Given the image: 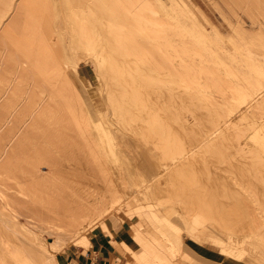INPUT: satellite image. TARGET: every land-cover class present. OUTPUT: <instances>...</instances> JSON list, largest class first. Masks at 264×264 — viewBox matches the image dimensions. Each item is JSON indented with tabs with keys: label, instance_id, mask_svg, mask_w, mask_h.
Instances as JSON below:
<instances>
[{
	"label": "bare ground",
	"instance_id": "1",
	"mask_svg": "<svg viewBox=\"0 0 264 264\" xmlns=\"http://www.w3.org/2000/svg\"><path fill=\"white\" fill-rule=\"evenodd\" d=\"M212 1L216 7H219L218 0ZM219 1L229 8L237 20V22L231 23V31L233 33L227 40L229 48L223 44L220 45L221 40L215 30L207 32L206 29L202 28L193 12L182 1L169 0V4H166L163 0H123V6L129 13L136 8L141 13L147 11V13L158 15V17L160 14L164 15V20L168 25L169 22L174 21L180 28V33L189 34L192 42L196 45L191 53L200 57L206 55L208 57L207 61L187 58V52L180 50L176 44H173L174 42L167 41L166 51L168 52L170 49L173 52H171L172 54L166 52V54L171 55V58H167L168 61L166 62L169 64L165 68H161L157 66L156 59L149 60L143 49L132 44L131 39H129L132 36L124 35L125 27L123 28V26L113 21H106L108 26L104 21H101L100 27L80 25L77 29L75 28L79 42L76 44L68 42L67 44L73 54V58L68 64V67H70L68 74L70 73L72 77L77 78L78 64L90 61L94 68L97 69L100 80L102 79L103 81V84L99 86L101 104H95V99L92 97L88 99L81 89L80 92H77L74 84L67 76V70L57 62L60 61L63 64L64 60L68 58L65 55L64 48H60L63 51H58V59L48 49H41L43 51L39 52L45 58L53 56L52 67H49L51 64L48 65V60L41 61L42 63L38 62V57L36 58V55L33 54L35 55L34 58H36L34 69L39 75L44 76L45 83H41L48 84L50 86H46V88H49L48 90L41 88L40 81L28 83L26 87L25 85L23 86L25 79L22 81L20 78L23 83L18 81L19 65L22 64L20 62H17V64L15 62V66L13 65V69L11 68L9 71V76L5 75L7 78L0 80L3 81L2 86H0V106L2 105L1 107L4 108L3 112L0 109V131L3 129L6 132L8 131L10 139L17 141L14 138L27 137L31 129L34 128L36 117L47 109L51 102H56L55 98L57 96L59 98L62 96L61 98L64 99L63 102L65 108H67L66 112L73 117L75 124L72 136H70L71 133H68V136L73 138L74 135H77L75 137L79 138L77 140L74 137L73 139L76 141L73 145L71 144L74 147L72 149L74 151L70 150L71 155L74 154V156L72 155L73 157L71 156V159H75L74 162L66 158V166H62L63 164L61 165V163L50 161L53 158L51 157L52 153L51 155L49 153L47 160L44 158L46 155H43L36 162H33L35 164L32 163L30 169L26 171L25 174L28 175V179H25L26 175L23 178V182L20 178H14L18 187H0V222L6 231V236L0 239V264H58L55 259V252H62L71 245L80 246L87 243L83 238L81 239L86 222L90 219L98 220L108 217L113 212L118 213L121 209L127 208H133L131 212L126 213L127 217L135 215L138 218V222L131 225L130 234L132 239L135 243L142 242L155 256L145 250H140L136 256L130 246L121 243L124 248L123 255H125L127 260L126 264H134V262L135 264H188V262L186 263L180 258V255L183 251L190 254L194 252L181 239L179 236L180 228L175 224V221L183 222L186 219H194L199 225L206 224V221L210 222L209 217L211 219L217 218L213 221L214 223H217L219 219L218 225L224 227L229 240L226 242L211 239L220 245L223 252L240 256L241 253L237 250V244L245 238H251L255 245L264 250V241L257 229L262 222L259 219L261 217L264 219V209H261L262 206H258V201L260 200H257L259 198L256 197L258 196L256 193V196H254L256 199H251L254 195L252 192L250 199H248L249 196L247 198L246 196L241 197L235 207L221 212H215L216 210H214V207L219 210L220 205H214V202L212 206L208 204L211 208L213 207L212 210L214 212H212L208 205L205 206V203L211 201V197H207L210 195L203 192L205 194L204 197L206 196L204 199L202 195L203 199L206 201V198H209V201L204 202V204L202 202L203 205L200 204L201 201L200 203L196 201L199 203L197 207L195 206L198 211L196 212L194 208V212V210L187 209L189 205L191 207L193 199L191 202L187 201L189 204L183 203L185 200L182 199H188L189 196L187 197V194H185L186 198L182 194L183 198L181 199L179 192H177V184L176 187L171 186L180 177L182 179V176H186L188 170L193 166L195 168L193 167L192 169H199L202 165L200 163L201 160H205L206 156L214 155V153L211 154L210 152L215 147L218 148L216 150H219V152L223 149L222 154L233 151H231L233 154L227 153L230 156L232 155L231 159L228 156V158H224L227 162L229 160L231 166H237L236 164H239V161L245 155L243 153L250 151L253 144L259 145L258 156L260 159L262 158L261 155L264 156V5L261 7L263 1ZM31 2L32 0H6L4 2L5 6L4 4L3 6L5 8L3 7L0 12V29L3 26L0 33L5 43L10 36L6 33L9 25L7 23L2 25L4 20L11 11L16 13V16L14 14L15 17L12 18L18 20L17 16L20 11L23 14L27 10L31 11L33 9ZM85 5L89 6L88 3H85ZM235 7L239 8L243 13L245 12V14L248 13L250 17L249 27H245L242 24L240 21L241 17ZM30 11L27 14L36 16L35 13ZM137 14L135 13V15ZM139 17L142 16L140 15ZM142 19L152 26L149 31L144 27H138L142 36L150 38L152 42H162L164 37L163 29L166 24L160 18L143 17ZM16 20H13L14 25L17 23ZM27 23L29 22L26 20L24 24ZM34 23L32 21V25ZM21 24L23 23L21 22ZM51 25V28L43 32L39 31L38 35L34 32L32 33V31L29 32L30 34L32 33V39L35 37L39 41L42 40L35 47H43L45 45L43 42L50 38L52 31H56L53 24ZM169 26L171 27V25ZM64 27L65 32L68 29L66 26ZM111 31L113 33L115 31L116 34ZM65 33L68 34L69 32ZM33 34L36 36H33ZM66 34L64 36L68 38L69 35ZM16 35L18 37V34ZM28 35L27 33L25 36ZM61 37L58 34L56 40L61 39ZM32 39L28 38L22 41H19V38L16 39L20 42L19 46L22 45L21 47H24L19 49L17 46V51L25 50V46L31 47L34 43ZM69 39L71 40V38ZM12 41L14 42V40H11V44ZM35 47L33 46L34 49ZM27 49L21 52L28 59L30 51L27 52ZM11 53H9V56ZM23 55L24 60H22L27 61ZM37 56L39 55L37 54ZM17 59L19 61V58ZM22 60L20 61L22 62ZM29 62L33 63L32 61ZM0 69H3L2 63H0ZM32 71H34L33 68ZM27 73L25 74L28 75ZM33 75L37 77L38 74ZM109 75H111L110 78ZM30 79L33 80L34 77ZM29 81L26 78L25 83ZM18 83H22V88L25 87L22 91H19L18 85L20 84ZM51 87L52 89H50ZM55 87L60 88V93L58 92L59 90L57 92L53 90ZM177 87H180L182 91L179 100L184 108L183 119L193 132L192 135L190 134L184 140L168 133L164 125V113L166 105L169 103V98L171 96L178 98L180 94L177 92ZM8 133L7 135L9 136ZM4 136L2 137L5 139ZM219 138L223 140V142L222 140L218 141V143H222L221 145H217L216 142ZM7 140L9 139L7 138ZM69 140L68 145L72 142V140ZM62 141H64V138ZM213 142L214 144L216 142V145H213ZM229 142L238 146L236 147L237 149L230 145L232 149L228 147L227 143ZM58 143H54V145L59 146L58 148L61 147L60 149H62V146L65 148L67 144L66 141L63 142L64 145H60V143L58 145ZM232 143L231 145H233ZM54 145H51L50 148L53 149ZM224 146L228 147L229 151L228 149L226 151ZM233 149L238 152L234 153ZM5 150H7L6 147ZM13 150H15V147ZM240 150L244 152L240 153ZM16 151H18L17 148ZM21 151L23 152V150H20L19 153H22ZM3 152L4 148H0V153ZM7 152H11V150H7ZM44 152L45 150L38 153L43 154ZM56 152L61 154L62 152L65 153L66 150L60 151L58 149ZM19 153L17 155L15 153L14 160L16 156V159H18ZM10 154L11 156L9 157L13 158L14 154ZM234 154L241 155L237 159V155L234 156ZM217 155L218 153L215 155V158L217 157L216 160H219L217 162H223V160L220 161L223 158L221 156L219 158V155ZM258 156L255 158H258ZM1 158L0 161H4L5 164H1V162L0 168H5L6 171H2L6 176L7 173H11L9 168L6 169V166L11 165L12 161L8 163V160H5L6 157L2 160ZM213 158L211 159L213 160ZM15 164L14 162V166L11 165L14 171L13 176L18 168ZM252 166L255 167L254 165ZM258 166L261 165L259 164ZM65 167H67L65 171L69 175L68 179L71 180L68 181V184L69 182L82 180L88 183L89 186H59V191H55L54 188L45 192L41 190L39 195L28 190V182L32 180H40L41 182L47 177V179L52 178L54 172L57 171V174H59L61 169ZM255 168L260 167L256 166ZM236 169L234 168V170ZM199 171L197 174L200 176L202 175L201 169ZM189 172L192 173L191 170ZM1 173L0 170V175ZM237 173H239V170L236 171ZM49 174H52L51 177ZM230 174H234L231 169ZM260 174L262 177L258 179L259 181L256 180L255 184L258 183L262 186L264 185V174L259 171L256 172V176ZM239 175L241 176V174ZM238 180L235 183L239 187H254L252 182H246V178H239ZM53 182L56 183L54 184L55 186L58 183L57 180ZM31 184H33V181ZM63 185H66L65 182ZM183 187L186 188L185 186ZM55 188L58 189V187ZM189 192L193 194L192 190ZM57 194L60 197L59 200H57ZM193 198H195V194ZM180 200L183 201L182 206L186 204L187 210L181 207ZM256 200L258 203H256ZM59 201L61 203L64 202L66 206L64 212L57 210L59 204H57L58 207L54 205L57 202L59 203ZM171 202L176 203L174 204L175 208L171 209L169 207ZM190 207L188 208L190 209ZM21 217L23 221L20 220ZM229 222H233V224ZM153 223L155 224L154 227L152 226ZM147 231L151 232L154 238L147 236ZM42 232H47L54 236L53 240L50 241V249L43 242ZM197 261L195 260L194 262ZM194 262L189 264H195ZM199 263L208 264L200 260Z\"/></svg>",
	"mask_w": 264,
	"mask_h": 264
},
{
	"label": "rangeland",
	"instance_id": "2",
	"mask_svg": "<svg viewBox=\"0 0 264 264\" xmlns=\"http://www.w3.org/2000/svg\"><path fill=\"white\" fill-rule=\"evenodd\" d=\"M5 1L6 0H0V12L3 9V7L5 6V3H4ZM124 1H126V0H124ZM163 1L166 2V4H169V0H163ZM177 1H182V2L186 3L187 6L190 8V10L195 15L196 19L198 20V22L202 26V28L206 29L207 32L215 30L217 35L220 37V40H221L220 45L223 44V45H225L226 47L229 48V44H228L227 40L230 38V35H232V33H233V31H231L232 30L231 23H235V22H237V20H236V16H234L230 12L229 8H227V6H225L224 3H222L221 1L218 0V3H219L218 6L219 7H216L213 4L212 0H177ZM262 1H263V3L261 4V7H262V5H264V0H262ZM31 3L33 4L32 5L33 9L31 11L30 10L29 11L32 12V13H35L36 16H34L33 14H32L33 16L30 15V14H27V13H29L28 10H27V12H25L23 14L20 11V13L18 12L19 15L17 16L18 20H16V19L12 18V17L16 16V13L14 11H11L9 16L6 17V19L4 20V23L2 24V25H5L7 23L9 25V26H7L8 30L7 29H5V30H7L6 33H8V35L11 38L9 37V39H7L8 41L5 43L4 40H3V36L0 33V63H2V68H3L2 70L0 69V80H3L2 78H7L9 76V71L11 70V68L13 69V67L15 66L14 65L15 62H16V64H17V62H20L22 64L19 65L20 71L18 72V76H19V79L21 78L22 81H23V79H25V81H24V83L21 81V79L20 80L18 79V81L19 82L21 81L23 83V86L25 85V87H26V85L28 83H30V84H31V82L35 83L36 81L37 82L40 81V83L41 82L45 83V80L43 79L44 76L42 77L41 74L39 75V73L37 71H35V69H34V63H35L34 61H35V59L38 57L37 59H39L38 62H40V63H42L41 61H47L48 60V62H49L48 65L51 64V66H49V67H52L53 66L52 65L53 64V60H52L53 58L52 57L54 56L56 59H58L59 58L58 54H57L58 51H63V49L60 50V48H64L65 55H66V57H68L67 59H65L66 62L64 60L65 63L63 62V64H64L63 65L60 61H57V60L56 61L59 62V64L61 66H63L67 70V76L70 78L71 82L74 84L75 89L77 90V92L78 91L80 92V89H81L83 94L88 99L90 97H92V98L95 99V104H101V102L99 100V95H100L99 94L100 93L99 86L101 84H103V81H102V79L100 80V78L98 76L97 69L94 68L93 64L90 61H88V63H79L78 64V66H77L78 77L77 78L72 77V75L70 73L68 74V72L70 71V67H68V64L72 60L73 54H72L71 50H69V47L67 46L68 42L69 43L70 42L71 43L74 42L75 44L77 42H79L78 37H76V29L78 27H80V25H88V26L93 25V26L100 27V22L101 21H104L106 25H107L106 21L107 22L108 21H113L114 23H117L120 26H123V28L125 27L124 31H123L124 35L125 36L128 35V37L132 36V37H129V39H131V41H132V44L134 46H138L141 49H143V51L146 52V54H147L146 56H147V58L149 60H155L156 59L155 62H157V66H159L161 68H165L167 66V64H169L168 62H166V61H168L167 58H171V55L166 54V52H167L166 51V49H167L166 42L167 41H169L171 43L174 42L173 44H176L177 47L180 50L187 52L188 53V55H186L187 58H193V59L199 60V61L200 60L207 61L206 59H208V57H206V55H203V56L200 57L198 55H194V54L191 53V52L194 51L196 45L192 42V39L190 38L189 34H187V33L181 34L180 33V28L174 23V21L169 22V25H171V27H170L168 24H166V22L164 20V15L160 14L159 17H158V15H154V14L152 15L150 13H147V11H143L141 13L140 10H136V8L132 11L133 13L132 12L129 13L128 11H126L125 7L123 6V0H32ZM85 3H88L89 6H86ZM3 4H4V6H3ZM137 9H138V7H137ZM135 10H136V12H135ZM236 11L238 12V14L241 17L240 21L242 22V24L245 27H249L250 17L248 15V13L247 14H245V12L243 13V11H240L239 8H236ZM135 13L136 14L139 13V14L135 15ZM14 14H15V16H14ZM20 14L22 15V17H21ZM140 15L142 17H139ZM24 16H26L25 19L29 23L24 24L26 22V20L24 19ZM83 17H84V19H83ZM143 17H149L151 19L160 18L161 21H163V23L166 24L164 26V29H163L164 37L162 38L163 39L162 42L155 41L157 43L156 44L155 42H152L150 38H147V37L145 38V37L142 36V33H140L141 31H139L138 27H144L148 31L152 27L150 24L145 22L144 19H142ZM36 18L37 19L40 18V19L37 20ZM11 19H12V21L16 20L19 25L17 23H15V25H14V21L12 22ZM35 19H36V22H35ZM51 19H52V21H50ZM30 20H31V22H30ZM32 21H33V23L35 22L34 25H32ZM21 22L23 24H21ZM51 22H53V23H51ZM51 24H53V26H54V28H56L57 32L56 31H52V33L50 35V38L43 42V44H45L43 47L42 46L35 47V46L39 45V42H41L42 40L39 41L35 37L32 39L31 34L34 32L36 35H38L39 31L43 32L46 29L51 28V26H52ZM11 25H12L13 29L11 28ZM28 25H29V27H28ZM25 26H26L27 30H26ZM30 26H31V28H33L32 30H31ZM64 26H66V28L69 30V31L65 30V32H69L68 34H66L64 32V28H65ZM2 27H1V29H2ZM128 27H130V28H128ZM4 28H6V27L4 26ZM37 28H40V29L37 30ZM12 30H13V32H12ZM34 30L38 31V32H35ZM23 31H24V34H23ZM30 31H32L31 34L29 33ZM25 32H27L29 35L25 36L27 34ZM111 32L113 33V31H111ZM13 33L14 34L15 33L18 34V37H17L16 34L14 36ZM19 34H20V36H19ZM35 34H33V36ZM58 34H59V37H61L62 34H63V36L65 34L69 35V37L67 38L66 36H64V38H63V36H62L61 37L62 40L61 39L56 40L57 39L56 37H58ZM113 34H116V32L114 31ZM18 38H19V41H22V40H25V39H28V38L34 40V41H32L34 43L31 45V47H29V46L26 47L25 46L26 44L23 41L24 44H25V45L23 44L25 46V50H26V48H28L27 52L30 51V53H31V54L29 53V56H28L29 58L28 59L21 52L24 49L23 50H19V51H17L18 49H16L17 46H18L19 49L22 46V45L19 46L20 42L16 40ZM69 38H71V40ZM10 39L14 40V42L12 41V44L14 43L13 45L11 44V40ZM20 39H22V40H20ZM58 42H60V43H58ZM34 44H36V45H34ZM33 46L35 47V49L33 48ZM60 46H63V47H60ZM142 46H143V48H142ZM22 48H24V47H21V49ZM41 49H43V50L48 49L49 52H52L53 56H51V58H50V56L48 58H45V56L43 54H39V52L43 51ZM33 51H35V53H33ZM36 51H37V54L40 57L37 56ZM10 52H12L11 53L12 56H11V54L9 56ZM171 52H173V51H171L169 49V51L167 53L172 54ZM17 53H18V55H17ZM33 54H35L36 56L33 55ZM22 55L24 56V58L26 57L27 61H23L24 59H23ZM32 55H33V57H32ZM13 56H14V58H13ZM34 56L36 58H34ZM156 56H158V57H156ZM17 58H19V61H18ZM157 58H158V60H157ZM163 58H165V59H163ZM20 60H22V62ZM29 61H32L33 63H31ZM160 61H163V62H160ZM24 62H28V63H24ZM22 65H23V67L25 69L23 67H21ZM30 67H31V70L33 68V70L35 72L34 71L31 72ZM26 70L28 71V73H27ZM25 73H27L28 75H26ZM33 74H35V75L38 74L39 76L37 75V77H36ZM48 74L51 75V73H49V72H48ZM48 74H46V75H48ZM5 75H7V77H5ZM110 76L111 75H109V78H110ZM155 76H157V75H155ZM33 77H34L33 80L30 79V78H33ZM26 78H27V81L30 80L27 83H25L26 82ZM35 79H38V80H35ZM22 83H18V84H20V85H18L19 88L17 87L19 89V91H22L25 88V87L22 88V85H21ZM43 83H41V86H42L41 88H43L45 90L46 89L48 90L49 89L48 87H50V86L48 84H43ZM2 84H3V81H0V86H2ZM47 85H48V87L46 88ZM20 87H21V89H20ZM50 89H52V87ZM53 90L56 91V92H57V90H59L58 91L59 93L61 91L59 87H57V88L55 87V89H53ZM35 91L38 92V90H36V89H35ZM177 92L180 93L178 98H176L175 96H171L169 98L168 105H166L165 113H164V116H165L164 117L165 118V124L164 125H165V130L168 133H171V135H173L175 137H178V138L180 137L181 139L184 140L185 138H188L190 136V134L192 135L193 132L191 131L190 127L186 124V121L183 119L184 108H183L182 102L179 100L180 97H181L180 95L182 94V91H181L180 87H177ZM61 97L59 98V96H57V98H55L56 102H51V104L49 106H47V109H45L41 113H39V115L35 119L34 128L31 129V132H30L31 134L29 133L30 135L28 134L27 137L23 136V137L14 138V140L16 139L17 141L19 139V141H18L19 145H18V143H16L17 141H13L12 139H10V133H8V131L6 132L5 129H3V130L1 129L2 131H0V133L1 132L2 133L0 134V144H1L0 148H4V152L0 153V158L2 157L1 158V160H2V159H4L6 157L5 160L7 159L8 161L7 160L6 161L8 163H10L12 161L11 165L14 166V162H15L16 163L15 166H17L18 168L15 171V175L14 176H13V172L14 171H13V168L11 167V165L6 166V169L9 168L10 172H11V173H7L6 176L4 175V172L6 171L5 168L4 169L0 168V170L2 172L1 175H0V181H1L0 182V187H3V188L7 187V186L8 187H18L17 184L14 181V178H20L21 181L23 182V178L26 175L27 178L25 177V179H28L29 178L28 175L25 174L26 171L28 169H30L31 164L33 162H36L37 159H39V157L40 158L43 157V155H46V156H44V158L46 159V158H48L49 153H50V155L52 153L53 156L51 155V157H53L55 160L53 158H51V160L50 159L49 160L50 161H55V162H57L59 164L61 163V165L63 164L62 166H66V163H65V162H67L66 158L71 159V156L72 155L74 156V154L71 155L70 150L74 151V150H72V149H74V147L72 145L76 141L75 139H77V138L75 136H77V135H74L75 139H73L74 137L71 138L70 136H72V131L75 129V124H74V121H73V117L70 116V114H68V112H66L67 108H65V105H64V102H63L64 99L61 98ZM1 106H0V109L3 112L4 108H2ZM170 115H171V118H170ZM175 115H176V117H175ZM173 117H175V118H173ZM180 117H182V118H180ZM191 123H193V122H191ZM65 132L67 133V135H66ZM7 133L9 134V136L7 135ZM64 133H65L66 136L64 135ZM68 133H71V135L68 136ZM1 135L2 136L5 135L4 136L5 139ZM7 138L9 140H7ZM63 138H64V141H62ZM1 139H2V142H1ZM3 140L7 141V142H4ZM68 140L69 141L72 140V142H70L69 145H68ZM77 140H79V138ZM221 140L222 139L219 138L216 141L217 145H221L222 144L221 142L218 143V141H221ZM65 141H66L67 144H66L65 148H64V146H62L63 150L60 149L61 147L58 148L59 146L57 147V146L54 145V143H58V142L60 143V145H62V144L64 145L63 142H65ZM216 142H215V144L213 142V145H216ZM222 142H223V140H222ZM59 143H58V145H59ZM229 143H227L228 147H230V146L231 147L234 146L235 148L238 147V146H235L232 142H229ZM231 143L233 145H231ZM2 144L3 145L5 144V146H3ZM51 145L52 146L54 145L53 149L50 148ZM253 145L255 146V148L258 151V152L256 151L257 155H256V152H255L256 149L254 148ZM253 145L251 146L250 151H248L247 153H243L244 151L242 152L241 150H240L241 152L239 151L240 153H243L246 156L242 154L244 157L241 156L242 159L240 157L241 163L239 161V164H236L237 166H231V163L229 162V160H228L229 163L227 162V160H225L227 156L230 157L229 159H231L232 155L230 156L227 153H231L232 150L230 152H227V153L225 152L224 154H222L223 149H221L222 151L219 152V150H216L218 148L215 147L210 152L211 154L214 153V155L213 156L210 155L211 156V157L209 156L210 158L208 156H206V158L204 157L205 160H201V162H200L202 165L203 164L204 165L203 166L201 165V167L197 166V167H199V169H201V174L202 175L199 176L197 174L199 169H196V170L192 169L194 166L190 169L192 171V173L189 172L190 170H188L189 173L186 171L187 172L186 176L189 175L188 176L189 178L186 177V176H184V177L182 176V179L180 177L178 179V181H176L177 183L175 182L174 185H171L172 187L173 186L176 187V184H177V187H176L177 190H178L177 192H179L178 194L181 196L180 197L181 199L183 198L182 194H183L184 197H186L185 194H187V197L189 196L188 199H184V198L182 199V200H185L184 202L180 200L181 201V203H180L181 207L185 208V210L188 209V210H192L193 211L194 208L196 209V207L198 206L197 204H199L200 201H201V203H200L201 205H203L204 202H208L209 201V198H206L207 199L206 201L204 200L205 197H206V196L204 197L205 194L210 195V196H207V197H211V199H210L211 201H209L208 203H205V206L208 205V204L210 206H212L213 202H214V205H216V204L218 206L220 205L219 206L220 208L217 206L219 208V210H217V208L214 207V210H216L215 212H221V211H225L226 209H230V208L235 207L237 202L239 201V199H241V197L246 196V198H247V196H249L248 199H250V197L252 196L251 195L252 192H253L254 195L252 196L251 199H253V198L256 199V197H258L259 199H257V200H260L258 202L259 203L261 202V204L264 203V185L260 186L258 183L255 184L256 180H258L260 177H262L261 174L259 176H256V172L259 171V172L264 174V156L259 154L262 157L260 159V157L258 156L259 145H255V144H253ZM5 147L9 151L11 150V152H7V153L14 154L12 156L13 158L9 157V156H11V154L9 155V154L6 153L7 150H5ZM14 147H15V150H13ZM228 147L224 146V149L226 148V151H227ZM252 147H253V149H252ZM16 148H17L18 151H16ZM20 148H23V149H20ZM19 149L23 150V152L21 151L22 153H19L20 152ZM58 149L60 151H65L66 150V152L65 153L62 152L61 154H59L58 152H56ZM43 150H45V152H46V153L44 152L45 154L44 153L43 154H39L38 153L39 151L41 153V151H43ZM48 150H50L51 152L48 151ZM14 151H16V152H14ZM228 151H229V149H228ZM237 152L238 151L234 150V153H237ZM15 153H16V155L18 153L20 154V155H18L19 156L18 159H20L19 160L20 163H19L18 159H16L17 156L15 157L16 161L14 160ZM210 153H208V154H210ZM217 153L219 155V156L217 155L219 158H221V157L223 158V159H220V161L223 160V162L222 161L219 162V163L217 162V161H219V160H216L217 157L215 158V155ZM231 154H233V153H231ZM236 155L234 154V156H236L237 159H239V155H241V154H239V155L236 154ZM256 156H258V158H255ZM212 157H214L213 160L211 159ZM49 158H50V156H49ZM206 159H209V160H206ZM71 160H73V162L75 161V159H71ZM1 162L2 161H0V163ZM224 162H226V163H224ZM3 163H4V161L1 164H3ZM33 164H35V163H33ZM225 164H227V165H225ZM259 164L261 166H258ZM252 165H254L255 167L256 166L260 167V168H255ZM41 166H42V164H41ZM234 168H237V169L234 170ZM230 169H231V171H233L234 174H230ZM2 170L3 171L5 170V171L3 172ZM65 170H67V167L61 169V172H60L61 175H60V173L57 174V171H56V172L53 173L54 175L49 174L50 177L52 175V178L47 179L48 178L47 177L46 179L42 180L41 182H40V180H36L37 178L35 179L37 182L32 180L33 184H31L32 181L28 182V185H29L28 186V190L33 191L34 194H36V195H39L41 193V190H43V192H45V191H48V190H51V189L54 188L55 191L56 190L59 191L60 187H84V186L88 187L89 186L88 183H86V182H84L82 180L69 182V184H68V181H71V180L68 179L69 175L66 174ZM193 170H195V171H193ZM237 170H239V173L236 174ZM193 172H194V176H193ZM239 174H241V176ZM55 175H57L58 177L55 176ZM66 175H67V177H65ZM244 176H246V177H244ZM59 177H61V178H59ZM54 178H55V180H54ZM187 178H188V180H187ZM239 178H246L247 179L246 182L247 181L252 182L254 187H239L235 183ZM60 179H62V180L60 181ZM180 179H181V181H180ZM234 179H235V181H234ZM56 180H57L58 183L55 186L54 184H56V183H54L53 181L56 182ZM185 180H187V181L185 182ZM2 181H3V183H2ZM62 181H63V183L65 182L66 185L62 186V184H63ZM80 182H83L85 184L81 185L83 183H80ZM59 183H60V185H59ZM68 185H70V186H68ZM255 185H256V187H255ZM183 186H185L186 188H184ZM55 187H58V189H56ZM175 189H174V191H175ZM190 190H192L193 194L192 193L190 194V192H189ZM203 192L205 194H203ZM255 193L258 196H256ZM58 194L56 195L58 197V198L56 197L57 200H59V198H60L59 197L60 194H59V196H58ZM194 194H195V198H193ZM179 195H178V197H179ZM190 195H191V197H190ZM202 195H203L204 199H203ZM254 196H256V197H254ZM200 197H201V199H200ZM189 198H191V199H189ZM198 198H199V200H198ZM188 200H189V202H191V200L193 201L191 203L192 204L191 207H190V205L188 206V207H190V209L186 206V204H184L182 206V202L183 203L186 202L187 204H189V202H187ZM257 200H256V203H258ZM196 201H199V203H197ZM202 202H203V204H202ZM210 202H212V203L210 204ZM60 203H61V201H59V203L58 202L55 203L54 205L59 204V207L61 209L57 205V207H58L57 210L58 211L62 210V212H64L66 206H65L64 202H62L61 204ZM218 203H220V204H218ZM259 203H258V206L259 207L262 206L261 209H264L263 208L264 204L263 205H261V204L259 205ZM174 204H176V203L175 202L169 203V207L171 209L175 208ZM193 205H194V207L192 208ZM209 205H208V207H210ZM225 205H227V206H225ZM231 205H233V206L231 207ZM185 206L187 207V209H186ZM53 207H55V206H53ZM132 209H130V208L129 209L128 208L127 209H121V211H119L118 213L113 212L108 217H104V218L98 219V220L90 219L84 225V230H83L81 239L83 238V240H85V242L88 243V237L87 236H88L89 233H91L93 230L96 229L97 224H101L102 227L105 228V221H108L109 219L116 221V219H119V216L127 217L126 213H129V211L131 212ZM210 209L212 210L213 207L212 208L210 207ZM214 210H212V212H214ZM197 211L198 210L196 209V212ZM194 212H195V210H194ZM160 214H162V212H160ZM213 214H216V213H213ZM207 218H208V216H207ZM209 218H210V220L209 219L208 220L210 222L206 221L205 222L206 224L203 223V225H199L198 222L196 220H194V219H186L183 222L182 221H175V224L180 228L179 236L181 237V239L184 241V238L188 237V238H191V239H193V240H195V241L200 243L201 242V236H202V238L206 237L205 238L206 240L212 241L216 246L211 244V243H209L208 241L204 240L205 245L213 247V248L217 247V249H218V251L220 253L233 258V259L228 258V257L225 258L226 262L228 261L226 264H244V262L247 263V264H264V250L262 248H260L259 246L255 245L251 238H248V239L245 238L242 242L237 244V248H238L237 250L241 253L240 256H238V254L234 256V255H232L230 253L223 252L221 250L220 245H218L216 242H214L213 239L228 242V240H229L228 234H227V232H226V230L224 229L223 226H219L218 225L219 219H218L217 223H214L213 221H215L217 218L216 219L215 218L211 219V217H209ZM134 219H137V218L134 217ZM20 220L23 221V218L21 217ZM260 220L262 222L257 227V229H258L259 235H261V238L264 241V219L261 217L259 219V221ZM229 223L233 224V222H229ZM152 226L154 227L155 224L153 223ZM2 228H3V226H2V223L0 222V229H1L0 230V239H2L3 237L6 236V231L4 230V228L2 230ZM146 235L151 237V238H154V235L151 232L147 231ZM41 237L43 238V242L46 245V247H48L50 249V241L53 240L54 236L51 235V234H48L47 232H42L41 233ZM211 238H213V239H211ZM136 244L138 245V249L137 250L133 249L134 252L136 253V256L139 254L140 250L148 251L152 256H155L153 253H151L147 249V247L142 242L141 243H136ZM118 248H120L119 251L123 254V250H124L123 245L119 244ZM193 252H194L193 254H190V253H187V252L183 251L182 254L180 255V258L184 262H186V263L188 262V264L191 263V262L193 263L195 260H198L197 262H194L195 264H200L199 260L200 261H205L208 264H222V263L217 262V261H210L208 259H205L202 256H200L199 254H197L195 251H193ZM56 253L57 252H55V255H56ZM234 259L241 260V262L240 261H236ZM134 264H135V262H134Z\"/></svg>",
	"mask_w": 264,
	"mask_h": 264
},
{
	"label": "crops",
	"instance_id": "3",
	"mask_svg": "<svg viewBox=\"0 0 264 264\" xmlns=\"http://www.w3.org/2000/svg\"><path fill=\"white\" fill-rule=\"evenodd\" d=\"M134 217L135 215L131 217L119 216L116 221L109 219L105 221V228L101 224H97L96 229L87 236L88 243L80 246L71 245L66 247L65 251L57 252L56 261L58 264H126L127 260L119 251L118 245L124 243L134 250L138 249V245L130 234L131 225L138 222L137 216V219ZM205 238L201 236L200 243L188 237H185L184 241L203 258L226 264L228 261L226 262L225 258L231 257L220 253L217 247L205 245ZM206 241L215 245L210 240ZM236 261L241 262V260ZM244 264L247 263L244 262Z\"/></svg>",
	"mask_w": 264,
	"mask_h": 264
}]
</instances>
